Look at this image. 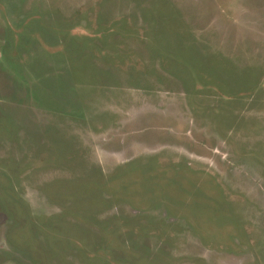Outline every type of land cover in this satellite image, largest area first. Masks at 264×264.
<instances>
[{
  "label": "rangeland",
  "instance_id": "1",
  "mask_svg": "<svg viewBox=\"0 0 264 264\" xmlns=\"http://www.w3.org/2000/svg\"><path fill=\"white\" fill-rule=\"evenodd\" d=\"M0 264H264V0H0Z\"/></svg>",
  "mask_w": 264,
  "mask_h": 264
}]
</instances>
